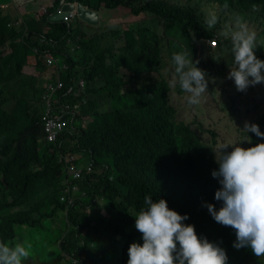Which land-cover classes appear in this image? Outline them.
Listing matches in <instances>:
<instances>
[{
  "label": "trees",
  "instance_id": "obj_1",
  "mask_svg": "<svg viewBox=\"0 0 264 264\" xmlns=\"http://www.w3.org/2000/svg\"><path fill=\"white\" fill-rule=\"evenodd\" d=\"M70 1L95 12L102 8L111 11L125 7L124 0H96L95 4L87 0ZM8 2L0 0V47L12 40L9 49L0 50V90L8 95L0 97V214H8L0 224V241L12 245L22 242L16 227L43 235L42 245L34 250L30 248L33 256L22 264H62L64 259L65 264H73V259L81 256L89 263L127 264L124 246L114 240V235L137 243L142 242V236L133 232L129 210L117 199L139 210L145 196L160 199L161 191L170 188L176 193L169 200L173 205L170 209L181 215L187 214L184 223L194 225L200 238L222 247L229 258L228 264H234L235 257L246 250L234 248L235 230L217 223L208 212L207 204L219 210L222 202L215 199L208 174L194 159L206 150L195 141L188 126L173 121L176 110L169 98L172 87L169 76L173 68L167 67L155 34L147 33L151 31L149 29H144L143 33L112 31L115 40L124 38L123 45L116 49L103 45L106 33H98L81 42L83 31L51 21L53 11H50L45 23L53 32L25 24L23 31L13 32L7 39L8 23L19 20L13 8L1 9ZM233 2L237 9L264 19V0ZM60 3L58 1L55 6ZM253 5L258 6V12L252 11ZM143 14L175 22L188 36L193 54L196 53L191 42L193 35L199 38L217 35L216 31H202L195 15L183 18L177 7H167L162 1L147 2L140 9H132L134 17ZM20 35L22 39L18 40ZM70 39H77L78 52L82 48L80 60L62 49ZM218 41L219 48L229 50L230 60L234 61L230 40ZM36 50L40 71L49 68L44 59L46 54L58 58L60 65L69 66L61 73L66 88L61 95L73 87L74 79L81 77L86 82L89 97L83 109V114L90 116L88 127L69 134L63 149L54 154L40 143L44 133L37 104L42 90L38 88L39 84L34 85L30 78L33 75L21 79L23 66L25 72L29 68L26 66L28 57ZM255 54L264 60V55ZM51 71L53 80L58 74ZM26 86H32L34 99L18 95L20 88ZM8 100L14 104L7 111L2 101ZM64 100L76 103L82 98L71 96ZM247 122L257 124L264 133V110L261 112L257 108ZM251 137L253 146L264 143V139L254 133ZM68 152L91 155L96 172L91 177L90 203L85 208L93 207L96 199L104 198L108 213L94 209L88 217L81 213V203H78L68 212L67 221L72 225V229L65 225L68 236L63 242L47 245L46 241L54 232L47 225L58 222L60 213L66 209L61 201L64 166L60 164V158ZM113 176L114 181H110ZM84 219L90 226L81 225ZM75 226H80V230L75 231ZM86 232L88 234L83 238ZM94 241L95 249L90 245ZM86 261L82 263L86 264Z\"/></svg>",
  "mask_w": 264,
  "mask_h": 264
},
{
  "label": "clouds",
  "instance_id": "obj_2",
  "mask_svg": "<svg viewBox=\"0 0 264 264\" xmlns=\"http://www.w3.org/2000/svg\"><path fill=\"white\" fill-rule=\"evenodd\" d=\"M36 1L31 0L30 3ZM58 1L61 3L57 7L55 5ZM11 3L13 7L16 6L12 0ZM68 4L79 5L80 3H72L70 0H57L52 2L49 7H42L41 11L43 14H47L45 17L50 15V11H53L51 13V21H53L54 17L62 16L57 14L58 10L63 11V7ZM12 6H8L4 10L13 8ZM223 7L228 8V4L225 3ZM48 9L51 10L48 11ZM252 11L258 12V6L253 5ZM71 14L74 15V19L71 22H66L64 18L62 23L74 24L81 21L87 25L80 19L76 11L69 15ZM246 16L250 15L247 14ZM257 18L264 20L260 17ZM218 22V16L214 11L205 15L204 23L207 28L215 27ZM217 37L230 40L231 52L234 56V67L223 69L222 73L229 72L227 78L234 81L237 91H246L249 95L264 100V60L259 59L255 54L257 46L264 47V42L258 40L256 31L251 29L242 18H237L234 22L224 23L217 32ZM213 43L216 47L215 40L212 41V45ZM35 52L38 55V51ZM44 59L49 68L55 65L59 70L57 78L51 80L52 75H50V79L45 82L37 104L44 133L40 142L41 146L54 154L63 149L69 134L77 133L81 127H88L90 116L84 115L83 109L88 104L89 97L86 91V82L81 77L79 80L74 79L73 87L61 95L66 89L61 73L69 68L60 65V60L52 54H46ZM48 59H52L53 64H49ZM172 63L174 75L170 81V86L173 88L178 86L181 92L187 94L185 99L189 106L199 105L201 97L207 91L208 82L205 78V72L196 66L198 61L194 62L191 51L185 50L174 53ZM165 71L167 72V70ZM60 81L64 84L61 89H50V85L58 86ZM251 86L252 88H250ZM256 86L262 88L254 94L252 91ZM237 95L240 94H236L234 97ZM71 96L82 98V101L71 103L69 100H64V97ZM238 104L240 103H237L234 115L243 120H249L257 108L261 112L264 110L263 102L245 115L242 107ZM173 107L176 110L173 121L178 125L188 126L196 137L195 141L206 150L194 159L208 174L210 185L214 188L212 194H215V199L222 202L219 210L214 205L207 204L208 212L217 223L235 230L236 240L233 247L237 250H246L243 255L235 257L234 264H264L262 262L264 259V143L253 146L251 137V133H254L257 137L264 139V133L260 131L257 124L245 122L242 130L246 133L250 132V137H245L243 141L250 142L251 139V147L245 148L244 143H225L221 144L218 150L213 151L201 142L191 125L177 120L178 110L174 105ZM63 123L66 125L64 126ZM210 133L214 138V133ZM214 144L215 142L212 141V145ZM60 164L64 166L61 201L66 207L60 215L65 217L66 222L58 221L53 226L47 225L57 233L61 229H67L66 224L72 229V225L67 221L68 212L78 203H81V213L84 212L88 217L100 204L103 205V211L99 212L98 209L97 211L102 214L108 213V206L104 198L96 199L93 207L85 208V205L90 203L88 189L93 183L91 177L96 172V165L91 155L81 152L63 153ZM190 171L195 176V172L192 169ZM110 181H114V176L110 178ZM175 194L173 190L166 188L161 191L160 199L145 196L143 206L139 210L129 207L120 198L117 199L129 210L133 232L142 236V242L137 243L128 242L120 235H114V240L124 246V253L126 256L128 255L127 264H228L229 258L222 247L209 242L206 238H200L194 225H186L184 221L188 219L187 214L181 215L170 209L173 205L169 200ZM6 215L8 214H0V224ZM86 224L90 226L86 219L82 220L81 225ZM73 229L78 231L80 226H75ZM16 232L20 235L21 241L22 236L29 234L27 230H20L18 227H16ZM87 234L88 232L83 238ZM95 244V241L90 244L93 249L97 247ZM32 256V250L23 245V241L14 245L0 241V264H22V261H29ZM82 261H86L85 256H81L80 259L74 258L73 264H83ZM65 262L64 259L62 264ZM86 264L110 263L99 261L87 262Z\"/></svg>",
  "mask_w": 264,
  "mask_h": 264
},
{
  "label": "rangeland",
  "instance_id": "obj_3",
  "mask_svg": "<svg viewBox=\"0 0 264 264\" xmlns=\"http://www.w3.org/2000/svg\"><path fill=\"white\" fill-rule=\"evenodd\" d=\"M95 4L96 0H87ZM162 1L167 7H177L183 18H188L192 15L197 18V22L202 27V31L209 33L218 32L222 25L226 22H234L237 18H242L249 27L256 31L258 40L264 42V20L253 16H246L247 14L240 9H237L233 0H124L125 7L117 10H105L101 9L100 12H96L99 16L98 25L96 27H90L78 21L74 24H68L71 28L81 29L83 31L81 35V42L86 41L89 37L98 33H106L103 39L104 46H111L119 48L124 43V38L115 40L112 35V31L126 32H141L144 29L147 33H154V38L158 40V46L161 51L163 59L167 62L168 68H173V73L169 76L171 80L174 75V65L172 63V55L180 51H191L193 61H198L196 66L205 72V78L208 82L207 91L201 97V103L196 106H189L186 102V93L181 92L179 87H171L169 98L171 104H173L178 110L177 120L191 125V128L198 134L201 142L205 143L208 148L215 151L219 149L221 144H245V148L251 147V139L249 141H243L245 137H250V132L246 133L242 129L245 122L241 118H236L234 111L236 110L237 103H240L244 114L247 115L253 111L258 105L262 104L264 100H259L247 93L246 91H237L234 81L228 79V71L223 74V69H231L234 67V63L230 60V52L227 49L219 48V38L214 34L212 38H199L193 35L191 40L192 45L195 46L196 53L193 54L191 47L188 45V36L183 34L178 25L175 22L164 21L149 14H143L139 17L132 15V9H140L147 2ZM227 3L228 8H224L223 5ZM8 6H12L11 0L8 3L2 5V10ZM13 7V6H12ZM11 8V7H10ZM12 9V8H11ZM93 10V9H92ZM94 11V10H93ZM214 11L218 16V24L209 29L204 23L205 15ZM41 9L34 15L39 21L40 26L38 29H45L47 33L53 32V29L45 23V16ZM25 23L21 19L16 23H8V35L9 39L13 32L23 31ZM22 39V35L18 40ZM78 39V38H77ZM77 39H74L77 41ZM17 40V41H18ZM216 41V47L212 45V41ZM12 41V40H11ZM11 41H7L5 45L0 47V50H6L10 48ZM76 41L68 40L62 47L63 50L75 55L77 60L81 59L82 48L78 52L80 46ZM255 52L259 55H264V47L257 46ZM40 60L38 61V55L34 51V55L28 57L26 66L29 67L24 72V67L21 71V79L26 75L30 76L34 85H38V88L42 90L45 82L48 81L51 75V69L55 73L59 74L57 66H50L51 69L46 68L40 71ZM81 66V65H80ZM65 67L69 68L65 64ZM81 71V67H79ZM36 77V78H34ZM20 79V80H21ZM252 88V86L250 87ZM261 86H256L252 93L256 94L261 90ZM236 94V97H234ZM18 95L20 98L34 99L36 96L32 86L21 87ZM0 97H8L0 90ZM13 101H2V105L8 111L13 107ZM214 133L215 137H212ZM212 141L215 142L212 145ZM232 149L231 146H229ZM99 212L103 211V205L97 206ZM89 212V211H87ZM65 220V217L60 215V222ZM1 221V220H0ZM60 226V224H57ZM62 232H52V238L46 241L47 245H53L57 242H63L68 236V229H61ZM23 245L28 249H36L44 242L43 235L41 233L22 236ZM96 245V244H95ZM33 264V263H28ZM39 264V263H38Z\"/></svg>",
  "mask_w": 264,
  "mask_h": 264
},
{
  "label": "water",
  "instance_id": "obj_4",
  "mask_svg": "<svg viewBox=\"0 0 264 264\" xmlns=\"http://www.w3.org/2000/svg\"><path fill=\"white\" fill-rule=\"evenodd\" d=\"M15 5L21 6L22 4H26L30 2L31 0H12ZM77 12L80 19L84 21L87 25L96 27L98 25V19L99 16L97 13H94L93 11L88 10L83 5H72L68 4L63 7L64 14L62 16L54 17L52 20L53 22H62L63 19L69 15L71 12Z\"/></svg>",
  "mask_w": 264,
  "mask_h": 264
},
{
  "label": "crops",
  "instance_id": "obj_5",
  "mask_svg": "<svg viewBox=\"0 0 264 264\" xmlns=\"http://www.w3.org/2000/svg\"><path fill=\"white\" fill-rule=\"evenodd\" d=\"M38 1V3H36ZM35 3H26L22 4L21 6H14L13 10L18 14L19 19L22 20L25 24L29 25H37L40 26L39 21L35 18V14L41 9L42 7H49L52 2L57 0H37ZM51 9H48L50 11Z\"/></svg>",
  "mask_w": 264,
  "mask_h": 264
},
{
  "label": "built area",
  "instance_id": "obj_6",
  "mask_svg": "<svg viewBox=\"0 0 264 264\" xmlns=\"http://www.w3.org/2000/svg\"><path fill=\"white\" fill-rule=\"evenodd\" d=\"M57 14L58 15H63V11L61 9H59L58 12H57ZM73 19H74V15H72V14L65 17V21L66 22H71ZM213 45H214V43H213ZM53 62L54 61L52 59H48V63L49 64H53ZM63 85L64 84L60 81L59 84H58V86H52V85H50V89L51 90H55V89H58V88L61 89L63 87ZM63 125L65 126L66 123H63ZM59 127L61 128V126H59ZM58 133H59V131H58Z\"/></svg>",
  "mask_w": 264,
  "mask_h": 264
}]
</instances>
